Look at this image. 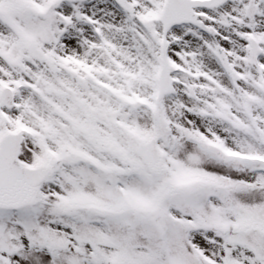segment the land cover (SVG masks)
Listing matches in <instances>:
<instances>
[{"label":"snow or ice","instance_id":"snow-or-ice-1","mask_svg":"<svg viewBox=\"0 0 264 264\" xmlns=\"http://www.w3.org/2000/svg\"><path fill=\"white\" fill-rule=\"evenodd\" d=\"M0 264H264V0H0Z\"/></svg>","mask_w":264,"mask_h":264}]
</instances>
